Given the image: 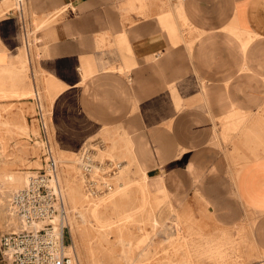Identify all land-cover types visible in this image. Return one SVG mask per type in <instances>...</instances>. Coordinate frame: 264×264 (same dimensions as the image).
Masks as SVG:
<instances>
[{"label":"crops","instance_id":"0c3cea01","mask_svg":"<svg viewBox=\"0 0 264 264\" xmlns=\"http://www.w3.org/2000/svg\"><path fill=\"white\" fill-rule=\"evenodd\" d=\"M12 3L0 0V49L29 29L36 65L60 87L50 124L73 137L61 145L126 136L159 191L247 225L264 256V139L233 150L213 137L231 103L264 113V0H25L23 27ZM226 28L256 37L241 54Z\"/></svg>","mask_w":264,"mask_h":264},{"label":"rangeland","instance_id":"374dc122","mask_svg":"<svg viewBox=\"0 0 264 264\" xmlns=\"http://www.w3.org/2000/svg\"><path fill=\"white\" fill-rule=\"evenodd\" d=\"M226 30L241 54L256 37L244 29ZM183 41L189 47L192 38ZM22 42L19 38L8 54L0 49V200L6 203L27 173L48 172L50 158L55 166L48 173L60 191L55 190L63 205L59 217L72 264H264L262 251L248 240L247 225H219L201 210L180 209L169 190L159 191L126 136L97 135L84 144L61 145L73 137L50 124V101L60 87L36 65L35 42L29 49ZM261 81L264 92V77ZM200 91L204 95L202 81ZM230 108L219 117L215 141L233 150L243 141L261 142L264 113L232 103ZM84 153L91 162L86 170L76 162ZM19 227L0 207V233Z\"/></svg>","mask_w":264,"mask_h":264},{"label":"built area","instance_id":"2783aa9c","mask_svg":"<svg viewBox=\"0 0 264 264\" xmlns=\"http://www.w3.org/2000/svg\"><path fill=\"white\" fill-rule=\"evenodd\" d=\"M14 2L16 7L9 12L14 11L22 26L19 6L25 4V0ZM86 155L80 157L84 159ZM47 161L48 172L54 170L55 161L50 158ZM48 172L27 173L24 183L10 193L8 204L21 227L0 234V261L5 264H72L59 217L63 205L50 184Z\"/></svg>","mask_w":264,"mask_h":264},{"label":"bare ground","instance_id":"6f19581e","mask_svg":"<svg viewBox=\"0 0 264 264\" xmlns=\"http://www.w3.org/2000/svg\"><path fill=\"white\" fill-rule=\"evenodd\" d=\"M20 10H21V13H22V19L24 20V17H25V15H26V12H25V4H21L20 5ZM27 16V15H26ZM23 27V26H22ZM23 33H22V36H23V40H24V42H25V44H26V46H27V48L29 49L30 48V46H31V41L27 38V35H29V29L28 28H24V31H22ZM86 151V150H85ZM72 156V155H71ZM81 156V155H80ZM87 157L85 156L84 157V159H81L80 157H79V159L76 161L77 162V164L79 165V167L80 168H84V167H87L88 165H90L91 164V162L90 161H88L87 159H86ZM65 159V158H64ZM64 159H62L63 161H64ZM69 160V159H68ZM71 161V160H70ZM90 162V163H89ZM125 165V164H124ZM70 166V165H69ZM145 173V172H144ZM126 175V174H125ZM49 181H50V183H52V184H55V189H57V191H58V193H60V191L58 190V186H57V183H56V178H55V175H53L50 179H49ZM54 186V185H53ZM111 191V190H110ZM7 194V193H6ZM60 199H61V197H60ZM5 200V199H4ZM7 200V199H6ZM0 207H1V209H2V212L4 211V213H6V217H7V219H12L13 218V216L17 219V221L19 222V219L13 214V212L10 210V207H9V204H8V201L5 203L3 200H0ZM64 216V215H63ZM61 217V216H60ZM61 219V218H60ZM19 225H20V227H21V224H20V222H19ZM19 227V228H20ZM126 264V263H125Z\"/></svg>","mask_w":264,"mask_h":264}]
</instances>
